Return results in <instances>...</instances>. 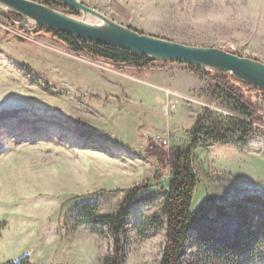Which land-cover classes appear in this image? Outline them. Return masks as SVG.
<instances>
[{
  "label": "rangeland",
  "instance_id": "rangeland-1",
  "mask_svg": "<svg viewBox=\"0 0 264 264\" xmlns=\"http://www.w3.org/2000/svg\"><path fill=\"white\" fill-rule=\"evenodd\" d=\"M78 1L144 34L264 63V0ZM31 32L0 14V264L25 256L29 264H102L112 232L76 224V209L95 204L96 214L114 215L139 184L126 203L123 264H160L171 179L162 153L185 148L203 119L177 264H247L251 254L264 264V238L255 248L237 238L239 204L249 219L245 200L264 198V133L239 140L232 119L242 117L213 79L178 61L114 64ZM151 138L165 145L162 162L147 152ZM204 199L222 212L193 217Z\"/></svg>",
  "mask_w": 264,
  "mask_h": 264
},
{
  "label": "trees",
  "instance_id": "trees-1",
  "mask_svg": "<svg viewBox=\"0 0 264 264\" xmlns=\"http://www.w3.org/2000/svg\"><path fill=\"white\" fill-rule=\"evenodd\" d=\"M47 5L53 9L64 13H77L76 10L64 5L57 0H34ZM13 21L20 22L22 17L14 12H8ZM7 20L8 17L4 16ZM10 21V20H9ZM22 27V26H18ZM24 28V27H22ZM44 31L50 34L56 41L62 43L69 50L77 53H85L92 58H97L114 64L147 66L154 59L137 53H132L123 49L113 48L107 45L98 44L86 39L78 38L73 35L60 32L45 26H38L31 33L38 34ZM231 52V51H230ZM235 53V52H232ZM194 67V66H193ZM197 71L205 73L216 83L215 89L224 96L231 104L232 110L242 118H233L234 126L240 132V141H245L249 136L264 133V130L253 125V121L264 123L261 113H264V104L261 100L264 91L234 78L230 74L214 73L210 70L194 67ZM248 119V120H247ZM205 120H201L193 131L192 141L185 148H171L168 154L162 153L165 157V166L171 173L168 190L164 192L163 208L165 213L166 244L163 249L160 264H177L180 246L184 235L188 229L187 220L190 214V207L193 192L197 184V179L192 168L191 155L193 146L198 142V134H205ZM165 145L161 140H148L147 152L156 154L160 157ZM162 156L160 161L162 162ZM139 184L128 190L124 202L120 205L114 215H98L95 204H85L76 209V224H89L90 229L97 231V224L108 226L112 232L113 245L111 252L102 259V264H123V240L122 228L123 220L129 210L126 204L132 200V196L142 188ZM246 203L252 205L251 217L248 219V209L239 204V234L237 238H245L244 245L255 248L264 238V198L260 196L248 197ZM136 203V201H135ZM219 214L221 207L211 203L209 199H204L199 205L193 217H202L207 213ZM0 226V230H1ZM239 243V240L236 242ZM234 243V244H236ZM5 264H29L28 257L9 261ZM247 264H253V254L249 255Z\"/></svg>",
  "mask_w": 264,
  "mask_h": 264
},
{
  "label": "water",
  "instance_id": "water-1",
  "mask_svg": "<svg viewBox=\"0 0 264 264\" xmlns=\"http://www.w3.org/2000/svg\"><path fill=\"white\" fill-rule=\"evenodd\" d=\"M57 1L84 15H90L94 22L78 19L34 0H0V14L8 17L12 24L29 31L45 26L153 59L184 62L214 73L230 74L264 91V63L259 60L217 47L189 45L144 34L117 23L78 0ZM8 12L20 15L22 21H13Z\"/></svg>",
  "mask_w": 264,
  "mask_h": 264
}]
</instances>
